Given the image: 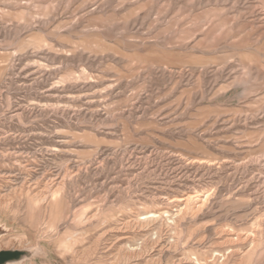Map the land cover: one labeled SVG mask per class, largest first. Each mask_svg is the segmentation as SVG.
Here are the masks:
<instances>
[{
    "label": "rangeland",
    "instance_id": "obj_1",
    "mask_svg": "<svg viewBox=\"0 0 264 264\" xmlns=\"http://www.w3.org/2000/svg\"><path fill=\"white\" fill-rule=\"evenodd\" d=\"M0 248L264 264V0H0Z\"/></svg>",
    "mask_w": 264,
    "mask_h": 264
},
{
    "label": "water",
    "instance_id": "obj_2",
    "mask_svg": "<svg viewBox=\"0 0 264 264\" xmlns=\"http://www.w3.org/2000/svg\"><path fill=\"white\" fill-rule=\"evenodd\" d=\"M25 253H23L21 250L18 249H4L0 248V264H10L15 261L20 260L22 257H24Z\"/></svg>",
    "mask_w": 264,
    "mask_h": 264
},
{
    "label": "bare ground",
    "instance_id": "obj_3",
    "mask_svg": "<svg viewBox=\"0 0 264 264\" xmlns=\"http://www.w3.org/2000/svg\"><path fill=\"white\" fill-rule=\"evenodd\" d=\"M192 197H194V196L191 195V194H188L185 198H181V199H179V202H182L183 200H185V201H189V200L192 199Z\"/></svg>",
    "mask_w": 264,
    "mask_h": 264
}]
</instances>
